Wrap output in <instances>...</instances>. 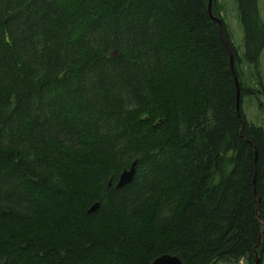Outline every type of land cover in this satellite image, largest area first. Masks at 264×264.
<instances>
[{
	"label": "trees",
	"instance_id": "16d2710c",
	"mask_svg": "<svg viewBox=\"0 0 264 264\" xmlns=\"http://www.w3.org/2000/svg\"><path fill=\"white\" fill-rule=\"evenodd\" d=\"M235 1L255 66L260 0ZM207 4L0 0V264H261L264 130Z\"/></svg>",
	"mask_w": 264,
	"mask_h": 264
},
{
	"label": "rangeland",
	"instance_id": "374dc122",
	"mask_svg": "<svg viewBox=\"0 0 264 264\" xmlns=\"http://www.w3.org/2000/svg\"><path fill=\"white\" fill-rule=\"evenodd\" d=\"M212 6L215 7L228 30L230 42L239 60L240 82L247 89V92L240 98L242 115L247 123L264 130V51L255 66L246 64L243 58V29L238 19L236 1L213 0ZM260 11L264 18V0H260ZM261 260V264H264V255ZM217 264L235 263L227 260ZM237 264H244V261Z\"/></svg>",
	"mask_w": 264,
	"mask_h": 264
},
{
	"label": "water",
	"instance_id": "95a60500",
	"mask_svg": "<svg viewBox=\"0 0 264 264\" xmlns=\"http://www.w3.org/2000/svg\"><path fill=\"white\" fill-rule=\"evenodd\" d=\"M207 10H208V15H209V18L211 19V21H215L218 25L219 28H221L220 26V20L215 18L212 14V0H208V4H207ZM220 36H221V39L225 45V48L227 50V53H228V57H229V64H230V68H231V72H232V75H233V79H234V82H235V87H236V96H237V102H238V98H239V87H238V81H237V77H236V73L233 69V64H232V55H231V52L229 50V47H228V44H227V41L220 29ZM135 167H136V162H133L128 169L126 170H123L120 175L118 176V179H117V182L115 184V188H122L123 186L129 184L133 177H134V174H135ZM262 228L264 230V222H262ZM263 233L264 231L260 234L259 236V240L254 248V251H256L260 245V242H261V238L263 236ZM151 264H182L180 262V260L176 257V256H171V255H161L157 258H155ZM254 264H259V256L257 254H255V258H254Z\"/></svg>",
	"mask_w": 264,
	"mask_h": 264
},
{
	"label": "bare ground",
	"instance_id": "6f19581e",
	"mask_svg": "<svg viewBox=\"0 0 264 264\" xmlns=\"http://www.w3.org/2000/svg\"><path fill=\"white\" fill-rule=\"evenodd\" d=\"M167 255V254H166Z\"/></svg>",
	"mask_w": 264,
	"mask_h": 264
}]
</instances>
